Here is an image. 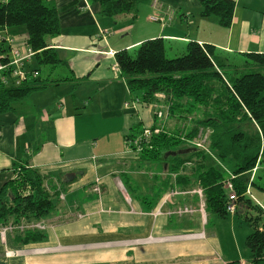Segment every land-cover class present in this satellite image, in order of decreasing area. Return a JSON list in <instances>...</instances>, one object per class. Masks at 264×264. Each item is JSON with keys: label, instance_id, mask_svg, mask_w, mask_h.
Here are the masks:
<instances>
[{"label": "crops", "instance_id": "obj_1", "mask_svg": "<svg viewBox=\"0 0 264 264\" xmlns=\"http://www.w3.org/2000/svg\"><path fill=\"white\" fill-rule=\"evenodd\" d=\"M43 1L59 11L60 35L49 45L63 62L48 68L46 78L70 80L0 114V190L23 165L37 170L59 200L43 220L42 242L19 246L12 233L0 235V264H249L250 254L240 244L245 246L251 226L245 234H234L236 249L224 251L222 259L217 230L203 229L207 214L167 215L177 207L195 208V196L177 195L160 206L171 188L189 190L161 163L149 178L153 163L127 151L126 136L138 125L150 126L152 113L143 106L124 107L132 95L111 67L116 53L155 38L170 43L176 53L189 41L210 45L217 57L241 67L244 55L264 53V0H233L227 29L214 17H201L197 0H138L136 17L116 18L102 17L93 0ZM153 16L162 21H151ZM8 32L23 34L21 29ZM255 199L263 204L264 197Z\"/></svg>", "mask_w": 264, "mask_h": 264}, {"label": "trees", "instance_id": "obj_2", "mask_svg": "<svg viewBox=\"0 0 264 264\" xmlns=\"http://www.w3.org/2000/svg\"><path fill=\"white\" fill-rule=\"evenodd\" d=\"M93 2L99 6L102 17H136L138 0ZM197 2L201 17H214L220 27H230L233 0ZM21 27L25 36L18 46L30 47L35 55L25 66L26 79L19 84L10 80L4 85L1 78L5 74L0 75V114L10 112L15 103L35 92L70 80L52 81L41 73L44 68L52 70L63 64L49 45L50 39L60 35L58 9L43 0H0V29L8 32ZM166 44L155 38L141 42L131 52L123 50L115 54L120 75L132 95L127 102L138 99L141 107H153L152 124L135 127L126 136L125 144L147 131L140 142V151L134 152L131 146L133 157L167 166L170 173L177 174L175 179L185 190L200 188L207 215L219 218L230 215L226 211L229 201L225 186L231 182L236 197L234 215L252 228L245 239L249 264H264L263 210L253 198V191L264 194V53L244 55L243 66L237 67L217 57L212 46L195 41L187 42L181 53L175 52L179 56L169 59ZM0 47L1 53L8 55L9 47L4 44ZM245 69L250 71L243 73ZM188 121L191 125L186 129ZM171 123L174 124L170 127ZM207 130L210 133L205 135V143L210 157L229 165L232 177L214 160L209 163L206 150L186 145L198 138L200 131ZM184 150L188 152L179 154ZM254 169L257 174L252 172ZM44 180L35 169L15 167L14 178L0 190L1 228L47 219L57 209L59 193H51ZM176 190L171 188L169 192ZM13 235L19 246L44 239L42 232L32 230L23 234L15 231Z\"/></svg>", "mask_w": 264, "mask_h": 264}, {"label": "built area", "instance_id": "obj_3", "mask_svg": "<svg viewBox=\"0 0 264 264\" xmlns=\"http://www.w3.org/2000/svg\"><path fill=\"white\" fill-rule=\"evenodd\" d=\"M6 1V0H2ZM151 21H162L160 18L153 16L150 17ZM4 44L9 47V53L8 55H5V53H0V75L5 74V76L2 79V83L6 85L8 81L12 80L15 82V84H19L20 82L24 81L27 77V72L24 70L25 66L29 64L32 61V58L35 55V52L28 46H14V39L13 37L7 32L6 29H0V45ZM3 60V61H2ZM112 71L114 73H119V69L116 65H113ZM36 75V74H35ZM140 102L138 99L133 100L131 102H125L124 107L127 109H137L140 105ZM147 131L144 132V136L137 137L133 139V141H129L126 144V149L128 152H131V146H134V152L140 151V142L142 140V137H146ZM201 148V146H200ZM232 177V176H231ZM226 192H227V197H228V205L226 207V211L230 215H234L236 212V206H235V194L233 191V187L231 185V182H227L225 186ZM97 192H99L98 189H96ZM184 194H191L195 195L198 199V206L197 208H194L190 205L188 206H183V207H177L173 209L172 211H168L167 215H174L178 218L184 217V216H192L195 213H199L201 217H204L205 215V206H204V197L202 190L200 188H195L190 191H186L185 193L183 192H178L176 191H171L166 194L165 197H163V201L161 202V207L166 205L167 203L171 202V200L177 196V195H184ZM159 207L156 212L160 210ZM156 214V213H155ZM11 226V225H9ZM6 226L2 228L1 236H4V234L7 231H11L12 228ZM35 227L39 229H43V226L40 224L36 225ZM199 237H203L202 234L198 235ZM11 254V253H8ZM7 255V254H6ZM236 264H243L237 262Z\"/></svg>", "mask_w": 264, "mask_h": 264}, {"label": "rangeland", "instance_id": "obj_4", "mask_svg": "<svg viewBox=\"0 0 264 264\" xmlns=\"http://www.w3.org/2000/svg\"><path fill=\"white\" fill-rule=\"evenodd\" d=\"M19 29V28H18ZM18 29H16L15 31H17ZM20 29H22V31H23V34L22 35H20V34H14L13 35V39H14V46H18V45H21L22 44V42H23V39H24V36H25V32H24V28H20ZM5 47H7V45H5ZM166 50H167V53H166V56H167V58H169V59H171V58H174L175 56H179V55H175V52H174V50H173V48L170 46V43H167L166 44ZM114 65H116L117 66V64H116V62H115V64ZM112 67H113V65H112ZM112 67H111V69H112ZM118 67V66H117ZM119 69V68H118ZM48 71H49V69L48 68H44V69H42V76L43 77H47V73H48ZM250 71V70H249ZM248 70H244L243 71V73H246V72H249ZM120 73V72H119ZM118 73V74H119ZM147 106V105H146ZM147 109H149V111L153 114V107L150 105V106H147ZM152 118H153V115H152ZM174 123H171L170 124V127L173 125ZM190 125H191V123L188 121V123H186V125H185V128L186 129H188L189 127H190ZM168 126H169V124H168ZM181 126V125H180ZM175 129V128H174ZM173 129V130H174ZM184 131H185V129H184ZM209 131L207 130V131H200L199 132V135H198V138H196V139H194V140H190V141H187L186 142V145L187 146H189V147H196V148H200V146H201V149H204V150H206L207 151V155H209V157H210V155L212 156V154H210V152L208 151V149H207V144L205 143L206 141V136H208L209 135ZM206 135V136H205ZM205 144H206V146H205ZM214 156V155H213ZM213 160L217 163V165L218 164H220V168L221 169H223V171H224V173L225 174H227V176L229 177V176H232V173H231V170L229 169V165H224L222 162H219L217 159L215 160V156L214 157H210L209 158V163L210 164H212V162H213ZM222 163V164H221ZM158 163H153L152 165L153 166H151V167H149L148 169H147V172H148V176H149V178H151L150 177V175H151V173L152 174H158V172L155 170V168L158 166L157 165ZM209 164V165H210ZM188 168H190V164H188ZM152 168V169H151ZM186 170H187V168H186ZM253 173H258L257 171H256V169H254L253 171H252ZM44 184H45V186L47 187V185H46V183L44 182ZM99 180H96V182H95V187H94V190H95V193H97V195L98 196H100V194H101V189H100V186H99ZM48 188V187H47ZM96 189H98L99 190V192H97L96 191ZM175 189H177V188H175ZM193 189H195V188H193ZM177 190H179V189H177ZM190 190H192V189H190ZM189 190V191H190ZM226 194H227V192H226ZM253 198L255 199L256 197L258 198V197H264V195L263 194H259L257 191H253ZM188 195H190V196H195V195H191V194H187V196ZM261 195V196H260ZM166 196V194H164L163 195V197H165ZM196 197V196H195ZM197 198V197H196ZM253 199V200H254ZM163 200L161 199V202H162ZM197 202H198V200H197ZM261 202H263V204L262 203H260L262 206H263V208H264V200L262 199V201ZM261 205H259L260 206V209L261 210H263L262 208H261ZM197 206H198V204L195 206V208H197ZM199 214V213H198ZM200 215V214H199ZM206 215V214H205ZM185 217V216H184ZM238 218H239V216H238ZM237 218V216L236 215H227L225 218H219V217H217L216 215H211V214H208V216H207V225L205 226V225H203V229L204 230H206V233H209L210 231H212V230H217V233H218V237H219V239H220V247H222V250L221 251H219L220 249H216L217 250V255L218 256H220L222 259L224 258L225 259V257H224V251L225 252H227V253H233V250H234V248L236 249V247L234 246V244H233V242H234V234L235 235H241V233H244L245 234V232L247 233L248 231H250V225H249V223L248 222H246L245 223V221H243V218H241L240 217V219H241V221H240V219H238ZM263 218H264V211H263ZM45 220V219H44ZM234 220V221H233ZM38 224H40L41 226H43V229H44V226H45V224H44V222H43V220H40V221H35V222H32V223H29V224H27V223H23V224H19V225H12V226H9V227H11L12 228V230L11 231H7V232H10V233H12V234H14V232L16 231V232H19V233H21V234H23L26 230H32V231H38V232H42L43 231V229H39V228H37V227H35L36 225H38ZM3 228V227H2ZM2 228L0 227V232L2 231ZM6 232V233H7ZM0 235H1V233H0ZM203 238V237H202ZM139 241H137V243H138ZM231 245H233L234 247L232 248V246ZM243 247V251L245 252V253H247L246 255L248 256V252H247V248H245V246H244V241L243 242H241V244H240V248H242ZM219 248V247H218ZM8 253L9 252H6V254L8 255Z\"/></svg>", "mask_w": 264, "mask_h": 264}, {"label": "water", "instance_id": "obj_5", "mask_svg": "<svg viewBox=\"0 0 264 264\" xmlns=\"http://www.w3.org/2000/svg\"><path fill=\"white\" fill-rule=\"evenodd\" d=\"M188 150H184V151H180L179 154H182V153H187Z\"/></svg>", "mask_w": 264, "mask_h": 264}]
</instances>
